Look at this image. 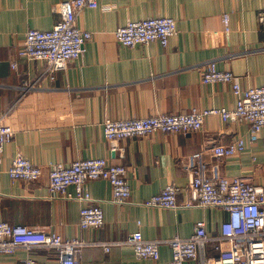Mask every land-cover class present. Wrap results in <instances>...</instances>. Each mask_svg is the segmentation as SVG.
Masks as SVG:
<instances>
[{"label": "crops", "instance_id": "1", "mask_svg": "<svg viewBox=\"0 0 264 264\" xmlns=\"http://www.w3.org/2000/svg\"><path fill=\"white\" fill-rule=\"evenodd\" d=\"M63 1L0 0V112L13 130L0 165V219L82 238L88 244L77 264H166L171 257L167 244L160 245L159 258L152 260L135 257L132 246L122 241L136 230L148 239L187 237L198 220L205 222L209 234H219L227 217L224 209L182 206L192 176L188 156L203 150L207 137L214 143L242 137L245 147L233 156L217 158L205 152V173L241 175L264 188V132L252 142L245 123L211 115L198 131L120 139L121 154L119 149L111 151L102 124L193 108H233L229 84L202 80L210 62L232 71L242 88L264 85V20L258 19L264 0H101L77 17V25L92 33L84 53L51 78L42 74L44 61L20 57L18 50L28 29L53 27ZM151 16L175 19L177 33L167 46L157 41L135 47L118 43L116 27ZM24 81L35 84L19 99ZM17 153L42 166L44 173L34 181L10 179L7 169ZM92 157L126 167L130 196L126 203H115L108 181H88L104 222L100 228H82L79 211L84 203L48 191L47 165ZM167 184L179 187L178 207L143 204ZM101 241L119 243L105 251L95 244ZM29 254L39 263L57 264L52 249L37 247ZM215 254L207 244L205 257ZM26 255L24 249L0 254V264H23ZM185 264H201V257Z\"/></svg>", "mask_w": 264, "mask_h": 264}, {"label": "built area", "instance_id": "2", "mask_svg": "<svg viewBox=\"0 0 264 264\" xmlns=\"http://www.w3.org/2000/svg\"><path fill=\"white\" fill-rule=\"evenodd\" d=\"M101 0H66L58 6L59 20L48 30L30 28L25 32L18 55L29 60H42L45 69L42 74H53L62 70L71 60L79 58L92 33L77 25V17L84 8H96ZM264 20V10L258 15ZM227 29L228 17L223 15ZM177 33L176 21L171 16H151L127 21L116 27L114 35L119 44L126 47L144 45L152 41L167 46L171 37ZM16 63L12 62L15 67ZM205 83L221 82L229 84L235 97L234 107H208L191 109L188 112L152 114L146 117H132L106 120L102 124L103 134L109 142L111 151L122 149L120 139L144 137L154 132L178 133L198 131L203 128L204 120L218 115L233 123L248 126L250 140L258 139L264 132V85L242 88L237 76L230 70L218 69L210 62L202 75ZM35 82L24 81L19 99L34 87ZM17 99V100H19ZM5 114L0 112V165L5 144L13 135V130L4 121ZM203 150L188 156L192 176L187 187L184 207H219L227 213L220 224L219 234L211 235L205 222L198 220L193 232L187 237L175 235L167 239H148L138 230L127 235L122 241L130 244L134 256L157 260L160 245L167 244L171 257L166 264H185L188 260L201 257V264H264V188L241 175L209 176L205 173L204 153L214 157L233 156L245 147L242 137L227 143H214L206 138ZM7 173L12 180L34 181L43 173L42 166L31 162L21 154L11 159ZM47 188L54 195L77 199L84 204L79 211V224L82 228H100L104 222V212L99 203L90 195L87 182L104 179L110 183L113 202L126 203L130 196L127 170L122 164H114L104 157L79 158L69 164L55 162L47 165ZM73 187V192L69 187ZM179 187L165 185L159 192L143 201L147 206L176 208ZM119 241H101L105 251ZM88 244L79 237H61L53 231L41 227L9 223L0 219V254H12L17 249L27 252L23 264L39 263L29 253L37 247L52 249L57 255V264H77L78 255ZM212 244L215 256L205 257V247Z\"/></svg>", "mask_w": 264, "mask_h": 264}]
</instances>
